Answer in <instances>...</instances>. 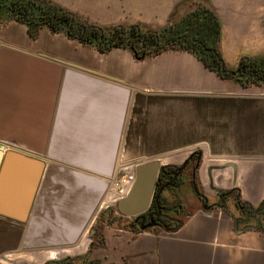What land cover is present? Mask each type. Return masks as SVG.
Masks as SVG:
<instances>
[{
  "label": "crops",
  "instance_id": "1",
  "mask_svg": "<svg viewBox=\"0 0 264 264\" xmlns=\"http://www.w3.org/2000/svg\"><path fill=\"white\" fill-rule=\"evenodd\" d=\"M209 1L229 68L264 55V0ZM195 150L209 207L183 202L176 230L108 224L97 233L105 244L91 248L93 221L120 199L121 164H180ZM0 151V264L80 255L100 264H264V232L237 226L238 212L214 203L217 190L232 188L253 205L264 199V84L238 85L193 53L139 60L48 27L34 38L11 20L0 26ZM14 151L44 161L24 220L4 214L11 205L21 213L35 169Z\"/></svg>",
  "mask_w": 264,
  "mask_h": 264
},
{
  "label": "trees",
  "instance_id": "2",
  "mask_svg": "<svg viewBox=\"0 0 264 264\" xmlns=\"http://www.w3.org/2000/svg\"><path fill=\"white\" fill-rule=\"evenodd\" d=\"M196 1L198 2L194 4V8L175 21L171 27L159 28L156 32L148 31L146 33H143L142 29L135 24L127 29L122 27L119 30L113 29L109 34L104 26L80 21L76 14L50 0H0V18L8 16L22 22L26 25L28 33L34 38L39 35L42 28L48 27L54 32L65 33L69 38L76 39L84 45L94 46L101 52L110 51L115 47H125L134 56L135 54L138 57L144 55L142 59H145L166 50L187 51L193 53L203 64L221 77L238 85L248 87L264 84V55L255 58L243 57L236 67L229 68L220 49L222 27L219 17L209 0ZM134 27H136L137 33L150 34L146 39L148 46L146 51L139 52L136 44L133 43L134 40L129 41L130 36L126 37ZM138 40L136 39V41ZM239 202H243L246 207L259 214L258 217L255 216V220L261 226H255V228L264 231V221H260V216L264 219V199L257 205H253L243 201L239 191ZM129 227L141 229L136 227L133 222ZM91 237V248L105 244L103 235L93 234ZM79 258H82V261L78 263L76 260ZM70 259L75 261L74 264H100L97 259L86 260V255L74 256ZM45 264L67 263L63 259Z\"/></svg>",
  "mask_w": 264,
  "mask_h": 264
},
{
  "label": "flooded vegetation",
  "instance_id": "3",
  "mask_svg": "<svg viewBox=\"0 0 264 264\" xmlns=\"http://www.w3.org/2000/svg\"><path fill=\"white\" fill-rule=\"evenodd\" d=\"M179 1L181 0H178L173 7L171 14L173 19L169 21L167 27H171L175 21L192 10L194 4L198 2L196 0H191L176 6ZM181 6L187 7V10L183 14H181V9H179ZM120 35L122 36V33ZM148 35L150 34L147 33L144 35L137 33L136 27H134L131 29L130 33H127L126 37L130 36L129 41L134 40L133 43L136 44L139 52H143L148 49L146 42ZM136 39L139 40L136 41ZM200 152L199 150H195L180 164H166L165 167L161 169L155 186V195H159L153 198L150 208L138 219L132 218V222L136 227H146V229H156L160 231L174 230L183 219V202L197 199L204 205L210 206L208 203L209 198L198 180V171L202 162V152ZM199 153L201 157H199ZM190 189L192 191H190ZM216 192L217 199L214 202L216 206L224 208L227 213L231 215H233L234 211L238 212L237 217H235L237 226L240 222H244L246 227L255 228V226H261L259 222V225H256L257 221L255 220V216L258 217L259 214L254 213V211L246 207L243 202H239V191L232 188L217 190ZM230 204L233 209L229 207Z\"/></svg>",
  "mask_w": 264,
  "mask_h": 264
},
{
  "label": "rangeland",
  "instance_id": "4",
  "mask_svg": "<svg viewBox=\"0 0 264 264\" xmlns=\"http://www.w3.org/2000/svg\"><path fill=\"white\" fill-rule=\"evenodd\" d=\"M50 1L70 10L76 14L80 21L104 26L109 34L113 29L119 30L120 27L127 29L135 24L142 29L143 33L156 32L159 28H166L169 21L173 19L171 16L173 7L178 2V0H67V3L63 4L60 0ZM179 9L183 14L187 7L181 6ZM13 19V17L8 16L0 18V26H5ZM51 32L54 33L52 30ZM62 34L67 36L65 33ZM104 207L93 221L88 233L89 236L102 233L104 227L108 224L115 227L129 228L132 217L120 213L118 202L107 207L104 205ZM260 219L261 222L264 221L261 216ZM64 259L67 264H74L75 262L69 257ZM81 261L82 258L76 260L78 263Z\"/></svg>",
  "mask_w": 264,
  "mask_h": 264
},
{
  "label": "water",
  "instance_id": "5",
  "mask_svg": "<svg viewBox=\"0 0 264 264\" xmlns=\"http://www.w3.org/2000/svg\"><path fill=\"white\" fill-rule=\"evenodd\" d=\"M191 0H181L176 5H181L185 2H188ZM136 59H142L144 55L138 57L137 54L134 56ZM17 153L20 160L24 162H30L33 163L35 166V169L33 170L30 180H29V195L27 197V202L21 206H19L18 210L21 209L20 214H16V211L14 206L9 207V210L5 212L4 214L11 216V217H17L20 219H25L31 209L32 200L35 195V191L37 189L38 183L41 179L43 170H44V161L41 159L34 160L31 157H28L26 155L20 154L19 152L14 151ZM5 152H3L4 154ZM201 153V152H200ZM199 153V157H201V154ZM2 152L0 151V155ZM2 165H0L1 169ZM165 165L161 164L159 158H151L147 159L145 161H142L140 163H137L135 166V180L130 187L129 191L126 195H124L122 198L118 201V209L121 214L132 217L135 219H138L143 213H145L151 206V203L153 201V198L155 196V186L156 181L158 178V174L161 169H163ZM3 179V182L0 183V185L4 186L6 180ZM159 194L156 195L158 197ZM16 207V206H15ZM183 221L180 222V224L174 229H178ZM141 229H146V227H142Z\"/></svg>",
  "mask_w": 264,
  "mask_h": 264
},
{
  "label": "built area",
  "instance_id": "6",
  "mask_svg": "<svg viewBox=\"0 0 264 264\" xmlns=\"http://www.w3.org/2000/svg\"><path fill=\"white\" fill-rule=\"evenodd\" d=\"M134 168L135 167H124L123 164L120 165L119 173L114 183L119 191V198H122L124 195H126L132 186L135 180Z\"/></svg>",
  "mask_w": 264,
  "mask_h": 264
}]
</instances>
